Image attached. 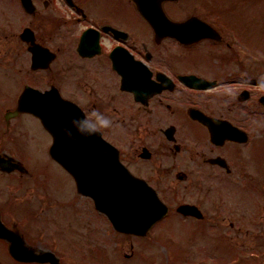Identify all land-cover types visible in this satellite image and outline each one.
Masks as SVG:
<instances>
[{"label": "flooded vegetation", "instance_id": "af4514ba", "mask_svg": "<svg viewBox=\"0 0 264 264\" xmlns=\"http://www.w3.org/2000/svg\"><path fill=\"white\" fill-rule=\"evenodd\" d=\"M142 1L0 0V264H109L112 238L133 260L134 242L169 232L194 264H264L254 18L234 0ZM94 108L114 120L100 137L166 208L145 235L116 230L79 190L95 183L51 155L64 122ZM203 244L234 256L198 262Z\"/></svg>", "mask_w": 264, "mask_h": 264}, {"label": "water", "instance_id": "95a60500", "mask_svg": "<svg viewBox=\"0 0 264 264\" xmlns=\"http://www.w3.org/2000/svg\"><path fill=\"white\" fill-rule=\"evenodd\" d=\"M141 3L152 5L151 1L146 0ZM63 116L66 117L67 113H63ZM55 139L53 156L77 181L90 180L95 183L90 186V190L87 185H80L79 190L95 198L98 209L108 215L115 229L145 235L153 223L165 214L162 204L151 190L121 167L114 149L98 134L82 135L65 121ZM102 150L106 156L111 155V159L106 161L110 165L106 173L99 168L100 163L104 162L101 160L104 156ZM5 235L2 230L0 236ZM18 260L45 261L36 258Z\"/></svg>", "mask_w": 264, "mask_h": 264}, {"label": "rangeland", "instance_id": "374dc122", "mask_svg": "<svg viewBox=\"0 0 264 264\" xmlns=\"http://www.w3.org/2000/svg\"><path fill=\"white\" fill-rule=\"evenodd\" d=\"M210 2H216V4L220 7V1L227 3L232 2V0H203ZM238 1V11L247 7L248 10L246 12L250 13L253 18V27H254V52H255V60H256V69H257V79L260 80L259 86L255 89L258 91V88L264 87V0H234ZM212 4H208L213 5ZM250 3L252 7L247 4ZM223 6V5H222ZM225 6V5H224ZM240 11V12H242ZM258 72L260 77H258ZM264 89L256 93L263 92ZM263 129H257L256 131V139L261 136V132ZM262 139V138H260ZM264 146L256 147L257 150H261L262 156H264ZM261 201H264V196L260 198ZM258 211V209L256 210ZM175 233L169 232L161 237L164 240L155 241L152 238L146 239L141 243L134 242V253L135 256L133 260H125L123 255H130L131 249L129 246V239L126 241H120L112 238L111 240H107L105 243V255L107 256L109 264H194L193 258L187 257L184 253L185 246L182 242L176 241L177 239L174 237ZM171 242V243H169ZM195 245V244H193ZM192 245V246H193ZM218 247L213 250L215 246H211L210 244H203L200 248L195 249L199 256L198 262H203L205 255L208 260L211 259H226V257H233L234 253L227 251L224 246ZM140 247V248H139ZM142 251V253L139 252ZM202 254V256L200 255ZM205 254V255H203ZM213 254V255H212ZM102 260H106V257L103 256ZM98 264V262H96Z\"/></svg>", "mask_w": 264, "mask_h": 264}, {"label": "clouds", "instance_id": "9594fccd", "mask_svg": "<svg viewBox=\"0 0 264 264\" xmlns=\"http://www.w3.org/2000/svg\"><path fill=\"white\" fill-rule=\"evenodd\" d=\"M71 124L75 131L82 135H96L102 129L112 128L114 120L111 115L94 108L89 114L81 113L71 117Z\"/></svg>", "mask_w": 264, "mask_h": 264}]
</instances>
